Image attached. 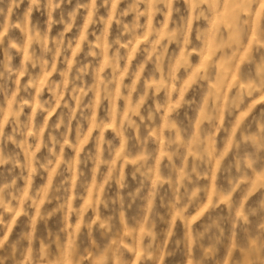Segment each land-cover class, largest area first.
<instances>
[{
    "label": "clouds",
    "instance_id": "1",
    "mask_svg": "<svg viewBox=\"0 0 264 264\" xmlns=\"http://www.w3.org/2000/svg\"><path fill=\"white\" fill-rule=\"evenodd\" d=\"M0 264H264V0H0Z\"/></svg>",
    "mask_w": 264,
    "mask_h": 264
}]
</instances>
